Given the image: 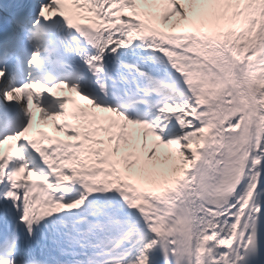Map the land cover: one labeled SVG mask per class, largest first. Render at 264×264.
<instances>
[{
	"label": "snow or ice",
	"instance_id": "snow-or-ice-1",
	"mask_svg": "<svg viewBox=\"0 0 264 264\" xmlns=\"http://www.w3.org/2000/svg\"><path fill=\"white\" fill-rule=\"evenodd\" d=\"M0 264H264V0H0Z\"/></svg>",
	"mask_w": 264,
	"mask_h": 264
},
{
	"label": "bare ground",
	"instance_id": "bare-ground-1",
	"mask_svg": "<svg viewBox=\"0 0 264 264\" xmlns=\"http://www.w3.org/2000/svg\"><path fill=\"white\" fill-rule=\"evenodd\" d=\"M34 114H35V112H36V108H35V106H34ZM51 122V119L50 118H48L47 120H45V121H43L42 123H50Z\"/></svg>",
	"mask_w": 264,
	"mask_h": 264
}]
</instances>
